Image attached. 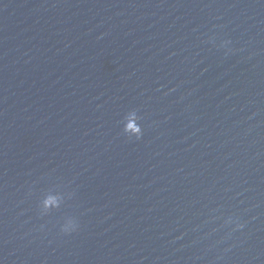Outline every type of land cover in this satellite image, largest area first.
Here are the masks:
<instances>
[{
    "label": "water",
    "instance_id": "water-1",
    "mask_svg": "<svg viewBox=\"0 0 264 264\" xmlns=\"http://www.w3.org/2000/svg\"><path fill=\"white\" fill-rule=\"evenodd\" d=\"M0 264H264V0H0Z\"/></svg>",
    "mask_w": 264,
    "mask_h": 264
}]
</instances>
